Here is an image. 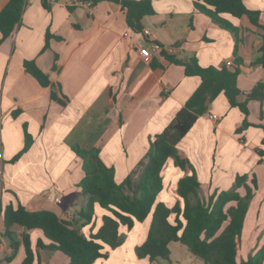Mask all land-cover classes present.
<instances>
[{
  "label": "crops",
  "instance_id": "obj_1",
  "mask_svg": "<svg viewBox=\"0 0 264 264\" xmlns=\"http://www.w3.org/2000/svg\"><path fill=\"white\" fill-rule=\"evenodd\" d=\"M193 1L151 0L154 12L142 19V26L150 29L151 39L161 49L146 60L138 49L149 38L128 26L118 2H93L89 14L85 7L70 5V0H46L47 7L42 0H25L19 23L0 41V264H21L25 257L24 228L14 225L8 233L4 229L6 205L21 203L28 210L47 209L74 224L83 222L78 213L86 201L79 185L84 171L74 147H98L103 162L114 168L117 183L136 167L149 138L164 129L200 83L198 76L185 75L184 67L168 57L185 61L196 56L202 67L237 68L240 100L256 82L264 83V65L253 63L260 56L263 30L247 16L221 14L226 24H220L197 12ZM7 2L0 0V9ZM243 3L260 12L259 23L264 25V0ZM234 52L242 60L239 65ZM24 61H33L51 83L42 86L24 69ZM51 90L66 96V102L53 100ZM248 107L250 126L241 130L244 115L218 94L177 144L178 154L192 165L203 198L231 188L237 175L246 174L251 187L255 179L237 241L238 261L264 244V119L260 118L264 98L249 101ZM211 114L218 119H211ZM191 172L169 157L156 200L172 206L179 199L178 179ZM237 192L244 195L245 188L240 186ZM105 213L95 203L92 220L82 231L95 233ZM124 231L121 226L119 233ZM28 234L31 264H71L61 251L45 247L50 241L40 229ZM146 236L143 231L127 238L109 250L107 258L92 264L145 263L148 259L135 253ZM38 240L44 247L37 248ZM12 243L16 250L6 260ZM119 250L121 258L114 259Z\"/></svg>",
  "mask_w": 264,
  "mask_h": 264
},
{
  "label": "trees",
  "instance_id": "obj_2",
  "mask_svg": "<svg viewBox=\"0 0 264 264\" xmlns=\"http://www.w3.org/2000/svg\"><path fill=\"white\" fill-rule=\"evenodd\" d=\"M111 1L121 5L126 23L135 31H140L142 19L154 12L151 0ZM24 2L8 0L0 9V41L8 37L19 23ZM42 2L47 7L46 0ZM193 6L197 12L220 24H226L219 18L221 14H229L234 18L247 16L253 25L263 30L260 56L253 63L264 65V25L259 23V11L248 9L243 0H194ZM168 59L182 65L185 75L198 76L200 83L164 129L149 138L147 152L122 182L115 181L114 168L103 162L98 147L73 148V152L82 159L84 171L79 183L82 194L86 196L84 207L78 213L83 219L81 224L63 219L51 210H28L21 203L4 207L5 231L8 233L14 225H20L25 230L22 233L25 257L21 264H31L33 260L28 230L40 229L50 241L45 247L61 251L69 257L71 264H92L96 259L107 258L109 250L121 245V226L130 229L135 222L145 220L149 214L151 221L146 239L136 248L139 258L146 257L150 262L161 259L169 264V243L178 241L205 264H264V244L246 260L237 259V241L253 188H256L255 179L251 180V187L246 183V174L237 175L231 188L213 191L203 198L199 195L200 183L192 165L178 154L177 148L181 138L198 117L207 112L210 103L220 93L224 94L231 107L238 108L244 115L240 129L250 126L247 121L248 103L251 100L262 102L264 83L256 82L244 99L240 100L242 91L237 86V68L202 67L196 56H190L185 61L172 57ZM233 59L238 65L242 63L235 52ZM23 66L42 86L51 83L33 61H24ZM51 97L61 104L67 100L66 96L59 95L55 90H51ZM260 118L264 119L262 110ZM261 127L264 129V126ZM169 157L182 170L192 171L178 179L176 194L179 199L172 206L156 200L163 187L162 169ZM17 158L15 156L12 161ZM240 186L245 188L244 195L237 192ZM95 203L108 213L102 215L98 230L86 235L82 227L91 222ZM16 246V243H12V252L6 256V260L14 255ZM41 247L44 245L38 240L37 248Z\"/></svg>",
  "mask_w": 264,
  "mask_h": 264
},
{
  "label": "rangeland",
  "instance_id": "obj_3",
  "mask_svg": "<svg viewBox=\"0 0 264 264\" xmlns=\"http://www.w3.org/2000/svg\"><path fill=\"white\" fill-rule=\"evenodd\" d=\"M241 127V125H240ZM245 128H242L241 130H244ZM237 131L236 133H238ZM151 221V215L149 214L147 218L143 221H138L136 224L132 227L133 231L127 229V231H124L123 233H120L122 242L129 238V240L136 238L139 233L142 234V232H145V235L148 232L149 225ZM169 249H170V255H169V264H205L204 261L199 258L194 256L187 248L185 244H182L178 241L176 242H170L169 243ZM125 250V248H122V251ZM120 250L115 254L114 259H120ZM135 255H137L135 253ZM137 257V256H135ZM137 259V258H136ZM143 264H161L159 260H155L152 263H149L148 260H146L145 263Z\"/></svg>",
  "mask_w": 264,
  "mask_h": 264
},
{
  "label": "built area",
  "instance_id": "obj_4",
  "mask_svg": "<svg viewBox=\"0 0 264 264\" xmlns=\"http://www.w3.org/2000/svg\"><path fill=\"white\" fill-rule=\"evenodd\" d=\"M70 5H75V6H82L85 7L87 12L89 14L92 13V6H93V1L92 0H70ZM141 33L149 38L148 44H145L143 46H140L138 51L139 54L145 58L146 60H149L150 57L152 56L153 52H156L161 49L160 43L157 41L151 39V32L148 27H142ZM226 65L229 66L231 65V61L228 60L226 62ZM210 118L213 120L218 119V116L216 114H211ZM54 201L60 202L59 197H55Z\"/></svg>",
  "mask_w": 264,
  "mask_h": 264
}]
</instances>
